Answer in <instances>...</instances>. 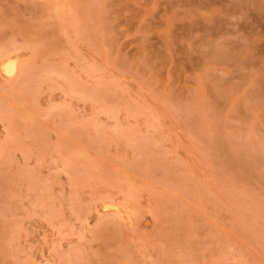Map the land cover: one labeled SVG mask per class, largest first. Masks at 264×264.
<instances>
[{"label": "rangeland", "instance_id": "rangeland-1", "mask_svg": "<svg viewBox=\"0 0 264 264\" xmlns=\"http://www.w3.org/2000/svg\"><path fill=\"white\" fill-rule=\"evenodd\" d=\"M0 264H264V0H0Z\"/></svg>", "mask_w": 264, "mask_h": 264}, {"label": "bare ground", "instance_id": "bare-ground-1", "mask_svg": "<svg viewBox=\"0 0 264 264\" xmlns=\"http://www.w3.org/2000/svg\"><path fill=\"white\" fill-rule=\"evenodd\" d=\"M15 66L16 65L14 63L8 64L7 67H6L7 72H9L10 74L15 73V71H16V67Z\"/></svg>", "mask_w": 264, "mask_h": 264}]
</instances>
